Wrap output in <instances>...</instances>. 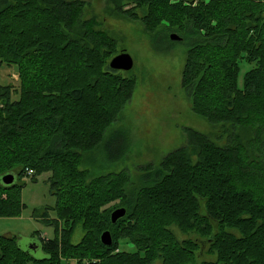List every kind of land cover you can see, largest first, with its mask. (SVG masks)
<instances>
[{
	"label": "trees",
	"instance_id": "obj_1",
	"mask_svg": "<svg viewBox=\"0 0 264 264\" xmlns=\"http://www.w3.org/2000/svg\"><path fill=\"white\" fill-rule=\"evenodd\" d=\"M109 1L147 31L161 26L186 45L182 88L195 114L230 125L227 144L186 128V145L148 165L139 186L129 188L123 172L87 182L79 162L134 81L109 68L114 41L94 18L81 19V1L0 0V67L16 68L19 82L16 100L0 84V176L16 175L15 184L0 183V218L24 208L26 169L33 182L48 174L56 216H39L54 233L41 239L44 258L0 236V264H71L59 253L75 264H264V167L253 173L264 164V0ZM242 62L252 67L239 85ZM237 128L252 132L249 149ZM117 208L126 213L112 224ZM75 227L83 235L72 243ZM172 227L202 237L215 260L198 262L199 245L179 241ZM104 231L109 247L100 242Z\"/></svg>",
	"mask_w": 264,
	"mask_h": 264
},
{
	"label": "rangeland",
	"instance_id": "obj_2",
	"mask_svg": "<svg viewBox=\"0 0 264 264\" xmlns=\"http://www.w3.org/2000/svg\"><path fill=\"white\" fill-rule=\"evenodd\" d=\"M78 1L83 3L81 19L94 18L98 29L113 39L112 58L125 52L133 60L130 71H120L121 75L134 81L130 98L121 107L116 120L106 127L98 144L84 153L79 162L78 168L84 171L87 182L110 173L123 172L129 177V188L139 186L142 173L150 170L148 165L158 166L164 156L186 145V128L205 134L218 146L227 144L230 125H213L195 114L182 88L181 74L186 59L184 43H171L170 38L161 31V26L152 32L147 31L141 19L116 11L109 0ZM251 67L247 63L240 64L239 85L244 73ZM0 84L9 85L13 89L12 99H17L19 82L16 68L2 65ZM232 131L242 137L243 144L248 148L247 141L252 137V132L246 133L248 130L241 128ZM254 153L259 154L256 149ZM263 167L264 164L253 173L261 171ZM47 175L36 177L35 182L32 181L34 175L21 177L19 199L24 208L18 217L0 218V236L16 238L19 248L36 259L45 257L40 247L41 239H51L54 235L53 227L46 225L39 217L46 212L48 219L56 218L53 211L55 197L51 195ZM171 230L179 241H196L199 245L198 262L215 260V256L206 252L207 243L202 237L194 233H181L175 227ZM228 231L236 234L233 230ZM82 235L80 227H75L70 240L77 243ZM125 250L133 251V246L127 245ZM58 257L72 259L71 264L76 262V258H63L60 253Z\"/></svg>",
	"mask_w": 264,
	"mask_h": 264
},
{
	"label": "water",
	"instance_id": "obj_3",
	"mask_svg": "<svg viewBox=\"0 0 264 264\" xmlns=\"http://www.w3.org/2000/svg\"><path fill=\"white\" fill-rule=\"evenodd\" d=\"M170 39L177 41L179 37L175 34H170ZM109 68L113 71H130L133 68V60L125 52H122L116 56H114L109 64ZM16 182V175L13 172L5 173L0 176V183L4 186H10L15 184ZM125 209L124 208H117L113 210L110 214V221L112 224H115L119 219L123 218L125 216ZM100 242L103 246L109 247L112 244V238L109 231H104L100 235ZM32 249V247H31Z\"/></svg>",
	"mask_w": 264,
	"mask_h": 264
},
{
	"label": "built area",
	"instance_id": "obj_4",
	"mask_svg": "<svg viewBox=\"0 0 264 264\" xmlns=\"http://www.w3.org/2000/svg\"><path fill=\"white\" fill-rule=\"evenodd\" d=\"M197 2V0H195L194 2H193V4H195ZM186 3H188L187 1H186ZM25 174L27 175V177L28 176H33V174H34V172H33V170H29V169H26V171H25Z\"/></svg>",
	"mask_w": 264,
	"mask_h": 264
},
{
	"label": "flooded vegetation",
	"instance_id": "obj_5",
	"mask_svg": "<svg viewBox=\"0 0 264 264\" xmlns=\"http://www.w3.org/2000/svg\"><path fill=\"white\" fill-rule=\"evenodd\" d=\"M33 248V246H31Z\"/></svg>",
	"mask_w": 264,
	"mask_h": 264
}]
</instances>
